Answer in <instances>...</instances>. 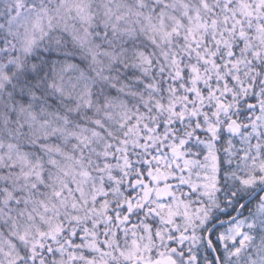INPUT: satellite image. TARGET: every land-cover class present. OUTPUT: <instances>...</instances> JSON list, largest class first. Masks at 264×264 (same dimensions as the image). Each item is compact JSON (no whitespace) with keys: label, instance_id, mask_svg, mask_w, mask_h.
<instances>
[{"label":"snow or ice","instance_id":"snow-or-ice-1","mask_svg":"<svg viewBox=\"0 0 264 264\" xmlns=\"http://www.w3.org/2000/svg\"><path fill=\"white\" fill-rule=\"evenodd\" d=\"M0 264H264V0H0Z\"/></svg>","mask_w":264,"mask_h":264}]
</instances>
